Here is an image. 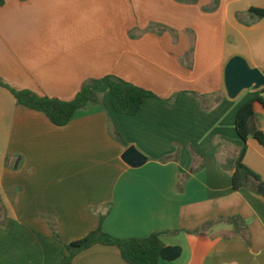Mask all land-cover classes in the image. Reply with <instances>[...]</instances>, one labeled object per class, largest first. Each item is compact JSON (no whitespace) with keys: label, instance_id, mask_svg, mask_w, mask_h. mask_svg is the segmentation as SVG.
<instances>
[{"label":"crops","instance_id":"0c3cea01","mask_svg":"<svg viewBox=\"0 0 264 264\" xmlns=\"http://www.w3.org/2000/svg\"><path fill=\"white\" fill-rule=\"evenodd\" d=\"M251 9L264 0H6L10 89L72 101L115 76L155 97L121 115L103 85L101 104L58 127L0 86V264H62L67 245L100 227L118 239L161 234L181 251L159 264H264V194L232 181L242 158L264 184V148L236 128L253 102L251 133H264V87L230 99L225 82L237 56L264 74V18ZM130 147L143 166L125 163ZM73 264L129 263L95 245Z\"/></svg>","mask_w":264,"mask_h":264},{"label":"trees","instance_id":"16d2710c","mask_svg":"<svg viewBox=\"0 0 264 264\" xmlns=\"http://www.w3.org/2000/svg\"><path fill=\"white\" fill-rule=\"evenodd\" d=\"M5 2L6 0H0V7L4 6ZM250 13L264 18V10L251 9ZM103 85L109 87L113 107L121 115L137 116L141 112L145 100L150 97H155L153 93L115 76H107L85 84L72 101H62L58 98L39 96L26 90L17 91L10 89L0 79V86L7 87L19 105L44 113L58 127L67 125L74 114L84 109L87 105L101 104V99L96 93V90ZM258 101L264 105V97H260ZM253 116L254 103L250 102L242 107L238 113L236 121L237 132L244 143L253 135V138L264 148V133H251L250 122ZM119 140L121 141L120 136ZM232 181L235 191L248 189L259 194L264 186L261 177L245 166L242 158L237 164ZM225 221L235 225L237 224L234 218ZM161 236V234L155 233L144 239H118L107 234L100 227L98 230L91 232L86 238L67 245V255L62 264H73L77 254L95 245L118 248L123 259L129 264H159L161 261V252L165 248ZM55 238L59 240L56 233Z\"/></svg>","mask_w":264,"mask_h":264},{"label":"water","instance_id":"95a60500","mask_svg":"<svg viewBox=\"0 0 264 264\" xmlns=\"http://www.w3.org/2000/svg\"><path fill=\"white\" fill-rule=\"evenodd\" d=\"M225 82L229 98L235 99L245 90L263 88L264 74L258 69L251 68L244 58L237 56L231 59L227 65ZM123 160L133 168H139L147 162V158L134 147H130L126 151ZM261 193L264 194V186ZM180 251V248L177 247H166L161 252V259L172 261L179 256Z\"/></svg>","mask_w":264,"mask_h":264}]
</instances>
